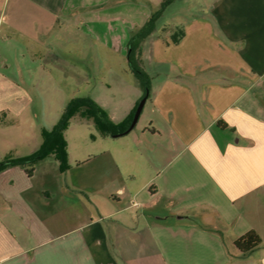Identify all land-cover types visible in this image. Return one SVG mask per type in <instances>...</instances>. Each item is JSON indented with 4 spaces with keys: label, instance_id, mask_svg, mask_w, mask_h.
Instances as JSON below:
<instances>
[{
    "label": "crops",
    "instance_id": "obj_1",
    "mask_svg": "<svg viewBox=\"0 0 264 264\" xmlns=\"http://www.w3.org/2000/svg\"><path fill=\"white\" fill-rule=\"evenodd\" d=\"M202 3L173 69L148 56L142 125L67 149L65 172L53 156L32 176L0 172V264H264V0ZM69 4L0 0V21L36 39ZM12 41L0 40V112L14 120L0 124V162L37 151L55 125L28 114L31 93L9 76ZM93 100L116 124L139 102ZM249 231L262 244L242 255L234 241Z\"/></svg>",
    "mask_w": 264,
    "mask_h": 264
},
{
    "label": "rangeland",
    "instance_id": "obj_2",
    "mask_svg": "<svg viewBox=\"0 0 264 264\" xmlns=\"http://www.w3.org/2000/svg\"><path fill=\"white\" fill-rule=\"evenodd\" d=\"M163 1L75 0L69 4L70 11L67 8L56 17L48 35L36 31V39L19 29L9 32L8 23L1 20L0 40L5 36L13 40L6 47L11 56L9 76L31 93L33 103L28 114L35 123L56 125L70 101L77 98L115 104L140 101L142 90L128 66V43ZM204 5L202 0H177L165 10L154 33L142 44L144 68L150 54V61H162V71L173 69L179 50L173 36L185 29L186 20L202 14L199 10ZM144 109L138 127L144 121ZM5 114L0 112V124L9 126L14 120L9 112ZM100 139L94 124L80 118L71 120L65 133L67 149L74 157L83 147L97 150L98 145L107 143ZM94 165L88 163L83 169L92 174ZM78 171L70 175L77 177Z\"/></svg>",
    "mask_w": 264,
    "mask_h": 264
},
{
    "label": "trees",
    "instance_id": "obj_3",
    "mask_svg": "<svg viewBox=\"0 0 264 264\" xmlns=\"http://www.w3.org/2000/svg\"><path fill=\"white\" fill-rule=\"evenodd\" d=\"M175 1L176 0H164L160 7L151 13L146 22L129 40L127 56L128 66L142 90L143 95L140 101L146 96L149 98L152 87L151 76L144 68L141 60L142 44L154 33L157 21L161 18L165 10ZM183 35L184 32L179 30L178 33L173 36L174 42H179ZM136 108L122 123L116 124L110 119L106 111L93 99L88 97L73 99L63 111L57 124L49 132L43 133V143L41 147L27 157L0 162V172L11 167L20 166L26 169L29 176H32L36 165L45 158L51 156L58 161L61 172H65L68 169L65 132L71 120L80 118L81 120L91 121L101 136L109 137L123 133L130 127ZM234 244L242 255H247L259 247L262 244V240L255 231H249L237 238Z\"/></svg>",
    "mask_w": 264,
    "mask_h": 264
},
{
    "label": "water",
    "instance_id": "obj_4",
    "mask_svg": "<svg viewBox=\"0 0 264 264\" xmlns=\"http://www.w3.org/2000/svg\"><path fill=\"white\" fill-rule=\"evenodd\" d=\"M147 98L148 97L146 96L139 102V104H138V106L136 108V111H135V114H134V117H133V120H132V123H131L130 127L125 132L113 135L112 137H121V136L129 133L136 126L137 121H138V119H139V117H140V115L142 113L143 108H144V105H145V103L147 101Z\"/></svg>",
    "mask_w": 264,
    "mask_h": 264
}]
</instances>
